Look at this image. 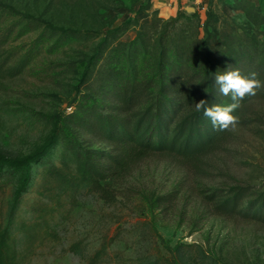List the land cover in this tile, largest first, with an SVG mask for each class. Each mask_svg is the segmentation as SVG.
I'll use <instances>...</instances> for the list:
<instances>
[{"label":"trees","instance_id":"obj_1","mask_svg":"<svg viewBox=\"0 0 264 264\" xmlns=\"http://www.w3.org/2000/svg\"><path fill=\"white\" fill-rule=\"evenodd\" d=\"M236 2L229 6L243 13L221 23L216 21L221 17L218 4L211 0L205 18L198 9L187 13L181 8L174 17L141 22L136 13L113 26L94 12L95 25L88 26L72 15L65 19L69 24H59L42 13L0 0V82L22 75L42 55L57 54L74 44L89 48L81 53L82 80L70 94L76 93L75 107L55 118L44 145L26 157L13 159L0 153V181L6 170L20 173V195L38 174V194L53 201L38 210L36 219L43 230L38 232L35 226L28 233L30 240L54 237L49 217L65 207L66 201L76 204L84 187L110 203L118 195L116 184L146 159L163 156L196 167L206 156L227 148L234 129L214 128L203 111L195 110V103L201 99L209 105L231 102L214 83L215 74L229 66L243 75L256 71L264 80V4ZM51 5L53 2L48 7ZM149 8L150 2L138 12ZM227 21L231 32L218 36L216 29ZM131 28L136 30L134 38L123 40ZM33 32L37 35L31 42H20ZM89 43L96 44L89 47ZM257 100L264 101V87L255 96H246L233 113L239 117L237 126H249L262 116L253 107ZM33 114L53 119L52 115ZM83 132L89 139H82ZM53 149L59 151L58 163L49 160ZM9 181L6 177L3 184ZM201 194L213 214L264 225V188L236 183L204 188ZM173 199L171 193L143 194L152 218L170 210ZM27 228L28 223L23 222L21 229ZM155 230L167 250L174 252L184 246L177 243L172 247L170 240ZM106 248L103 245L96 256ZM0 264H26V256L20 255L9 228L2 223ZM170 264L180 262L174 258Z\"/></svg>","mask_w":264,"mask_h":264},{"label":"rangeland","instance_id":"obj_2","mask_svg":"<svg viewBox=\"0 0 264 264\" xmlns=\"http://www.w3.org/2000/svg\"><path fill=\"white\" fill-rule=\"evenodd\" d=\"M3 1L42 13L59 24H69L65 19L72 15L79 24L88 26L95 25L94 12L115 26L134 17L140 6L150 2ZM227 4L220 8L223 13H242L229 6L237 2L230 0ZM132 29L123 40L134 38L136 30L134 34ZM226 29L216 33L219 36ZM36 35L33 32L20 42H31ZM94 44L89 43V47ZM87 50L84 44H74L57 54L42 55L22 75L0 82L1 154L13 159L33 155L52 133L55 118L74 109L76 93L70 94L82 80L81 53ZM54 71L60 73L55 75ZM253 107L262 116L249 126H237L227 148L206 156L199 166L163 156L146 159L116 184L118 195L110 203L92 189L82 188L76 204L66 201L65 207L49 217L56 233L51 238H28L35 226L38 232L43 230L36 219L41 205L53 204L37 192L39 175L34 174L18 195L21 174L6 170L0 181V223L9 228L20 255L26 256V264H170L174 258L180 264H264V225L213 214L201 194L204 188L236 183L264 188V101H255ZM34 111L52 115L53 119L39 118ZM81 137L85 140L90 135L83 132ZM49 157L58 163V149H53ZM39 168L37 164L38 172ZM6 177L10 181L3 184ZM150 191L173 194L170 210L152 218L143 200V194ZM23 222L28 223L27 231L21 229ZM155 228L172 247L177 243L184 246L174 252L167 250ZM103 245H107L106 250L96 256Z\"/></svg>","mask_w":264,"mask_h":264},{"label":"clouds","instance_id":"obj_3","mask_svg":"<svg viewBox=\"0 0 264 264\" xmlns=\"http://www.w3.org/2000/svg\"><path fill=\"white\" fill-rule=\"evenodd\" d=\"M214 83L219 87L222 95L230 97L231 102L225 105H209L207 100L201 99L195 103V110L203 111L204 117L211 121L214 128L221 131L235 129L239 117L233 113L241 106L246 96H255L257 90L264 87V80L259 78V73L256 71L243 75L238 68L229 66L223 73L215 74Z\"/></svg>","mask_w":264,"mask_h":264},{"label":"crops","instance_id":"obj_4","mask_svg":"<svg viewBox=\"0 0 264 264\" xmlns=\"http://www.w3.org/2000/svg\"><path fill=\"white\" fill-rule=\"evenodd\" d=\"M210 1L211 0H150V8L148 10H142L138 12V18L141 22H149L156 17L170 18L176 16L181 8L187 11V13H193L198 9L201 12L202 17L205 18L204 15L206 14V10L208 9ZM214 1L218 4L219 12L221 13V17L216 18V21H219V23H221L222 19H225L223 17V14L225 17H233L237 14H241V13H237L234 15H229L225 11L224 13L223 11H221L220 8H223V6L228 5L227 2H229L230 0H214ZM231 1L236 3V0H231ZM250 1L256 4H260L263 3L264 0H250ZM236 11H241L243 13V11L239 8H237ZM225 28H227L226 31L221 33L219 36L231 32L232 30L231 25L228 21L221 24V26L218 29L222 30ZM218 29H216V32L219 31ZM133 32L135 34V31Z\"/></svg>","mask_w":264,"mask_h":264}]
</instances>
